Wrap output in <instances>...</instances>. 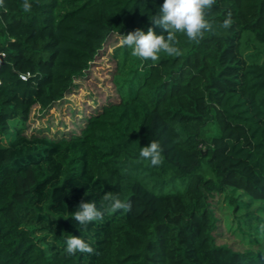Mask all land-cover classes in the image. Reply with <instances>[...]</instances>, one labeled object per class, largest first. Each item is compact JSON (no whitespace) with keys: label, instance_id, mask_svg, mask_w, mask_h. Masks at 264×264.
<instances>
[{"label":"trees","instance_id":"1","mask_svg":"<svg viewBox=\"0 0 264 264\" xmlns=\"http://www.w3.org/2000/svg\"><path fill=\"white\" fill-rule=\"evenodd\" d=\"M163 2L29 0L25 12L24 0H4L0 264H264V214L246 212L259 245L236 249L216 241L212 204L228 187L264 202V0H216L213 30L199 43L178 33L177 57L153 63L115 46V99L77 132H24L32 107L62 98L111 35L153 27L166 37L149 19ZM151 140L163 149L156 167L139 157ZM108 192L131 210L72 218ZM70 235L94 253L68 255Z\"/></svg>","mask_w":264,"mask_h":264},{"label":"rangeland","instance_id":"2","mask_svg":"<svg viewBox=\"0 0 264 264\" xmlns=\"http://www.w3.org/2000/svg\"><path fill=\"white\" fill-rule=\"evenodd\" d=\"M119 34L111 35L91 60L85 74L73 80L72 86L64 96L51 106L40 109L34 105L25 123L26 135L47 134L48 136L78 131L87 116L95 107L109 99H115L113 71L116 68L114 47L120 44ZM5 142V139H2ZM234 201H230L229 197ZM235 203L237 206L235 207ZM217 227L214 230L217 242L232 248L257 247L261 232L256 219L246 216V212L264 214V202L249 196L241 189L228 187L212 199Z\"/></svg>","mask_w":264,"mask_h":264},{"label":"clouds","instance_id":"3","mask_svg":"<svg viewBox=\"0 0 264 264\" xmlns=\"http://www.w3.org/2000/svg\"><path fill=\"white\" fill-rule=\"evenodd\" d=\"M216 3V0H164L157 15H150V22L163 29L165 35H157L153 27H149L145 33L141 29L121 35V46L131 49V55L142 60H151L153 63L160 58L163 52L168 56L177 57L182 55L177 46L179 40L177 34H184L189 42L199 43L207 32L213 30V25L206 19V13ZM4 6V0H0V7ZM23 10H31L29 0H24ZM233 20L231 13L223 21L220 27H231ZM162 147L158 141L151 140L146 147L140 148L139 157L149 161L151 166L156 167L163 163ZM103 203L98 208L95 202L81 201L73 219L80 225H87L96 220H102L105 213H115L118 210H131L130 201H124L118 195L108 192L103 195ZM103 209V210H101ZM66 252L75 255L77 252L93 254L94 248L80 236L70 235L66 240Z\"/></svg>","mask_w":264,"mask_h":264},{"label":"built area","instance_id":"4","mask_svg":"<svg viewBox=\"0 0 264 264\" xmlns=\"http://www.w3.org/2000/svg\"><path fill=\"white\" fill-rule=\"evenodd\" d=\"M2 55H4V52H0V56H2ZM21 75V77H25V75H23V74H20Z\"/></svg>","mask_w":264,"mask_h":264}]
</instances>
